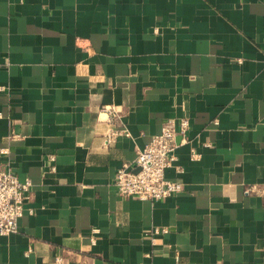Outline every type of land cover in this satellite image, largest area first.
I'll return each instance as SVG.
<instances>
[{
	"label": "crops",
	"instance_id": "crops-1",
	"mask_svg": "<svg viewBox=\"0 0 264 264\" xmlns=\"http://www.w3.org/2000/svg\"><path fill=\"white\" fill-rule=\"evenodd\" d=\"M183 118V191L120 197ZM0 164L31 183L0 264H264V0H0Z\"/></svg>",
	"mask_w": 264,
	"mask_h": 264
},
{
	"label": "built area",
	"instance_id": "built-area-1",
	"mask_svg": "<svg viewBox=\"0 0 264 264\" xmlns=\"http://www.w3.org/2000/svg\"><path fill=\"white\" fill-rule=\"evenodd\" d=\"M188 129L189 121L186 118L167 120L162 125L160 133L153 136L137 152L131 164H123L117 170L114 181L117 194L122 198H136L139 201H163L182 192V183L166 179L165 172L176 161L174 154L177 148L176 137L185 139ZM122 133L111 132L106 143L112 142ZM124 135L128 136L125 132ZM198 157L195 152L191 153L193 160ZM50 160L54 161L53 158ZM176 171L178 174L183 173L182 168H177ZM30 187L29 180L20 182L10 166L0 164V237L18 233L19 221L26 213L25 206ZM245 191L250 194L257 190L250 187ZM167 232L165 228H153L151 235H164ZM30 252L28 250L26 255ZM62 261L61 258L55 259L57 264H62Z\"/></svg>",
	"mask_w": 264,
	"mask_h": 264
},
{
	"label": "water",
	"instance_id": "water-1",
	"mask_svg": "<svg viewBox=\"0 0 264 264\" xmlns=\"http://www.w3.org/2000/svg\"><path fill=\"white\" fill-rule=\"evenodd\" d=\"M137 172V171H136Z\"/></svg>",
	"mask_w": 264,
	"mask_h": 264
}]
</instances>
